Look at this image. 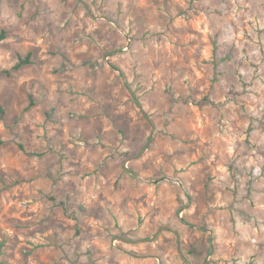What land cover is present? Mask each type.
I'll list each match as a JSON object with an SVG mask.
<instances>
[{
    "label": "rangeland",
    "instance_id": "1",
    "mask_svg": "<svg viewBox=\"0 0 264 264\" xmlns=\"http://www.w3.org/2000/svg\"><path fill=\"white\" fill-rule=\"evenodd\" d=\"M2 32L0 264H264V0H0Z\"/></svg>",
    "mask_w": 264,
    "mask_h": 264
},
{
    "label": "trees",
    "instance_id": "2",
    "mask_svg": "<svg viewBox=\"0 0 264 264\" xmlns=\"http://www.w3.org/2000/svg\"><path fill=\"white\" fill-rule=\"evenodd\" d=\"M4 37H5V32H2L1 35H0V41H1ZM28 59H29V57H28ZM28 63H29V61H27V60L21 61V64H22V65H23V64H28ZM20 66H21V65H18V67H20ZM34 104H35L34 98H33V96H30V106H29V108L33 107ZM3 112H4V110H3L2 108H0V113L3 114Z\"/></svg>",
    "mask_w": 264,
    "mask_h": 264
}]
</instances>
